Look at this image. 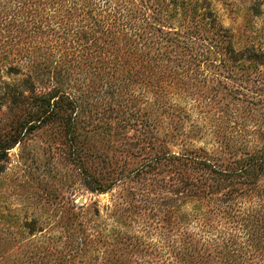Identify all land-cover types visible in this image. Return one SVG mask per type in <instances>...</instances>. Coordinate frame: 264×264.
Masks as SVG:
<instances>
[{"label":"trees","instance_id":"trees-1","mask_svg":"<svg viewBox=\"0 0 264 264\" xmlns=\"http://www.w3.org/2000/svg\"><path fill=\"white\" fill-rule=\"evenodd\" d=\"M244 7L236 29L212 0H0V174L54 130L87 190L141 185L2 224L0 264H264V0Z\"/></svg>","mask_w":264,"mask_h":264},{"label":"rangeland","instance_id":"rangeland-1","mask_svg":"<svg viewBox=\"0 0 264 264\" xmlns=\"http://www.w3.org/2000/svg\"><path fill=\"white\" fill-rule=\"evenodd\" d=\"M212 1L223 24L236 29L245 17V4L250 2V0ZM1 75L7 82L15 79L14 76L4 73ZM2 110L4 111V108ZM119 116L127 118L131 115L120 112ZM4 117L0 112V119ZM115 117V112H107L103 119L113 121ZM97 120L96 117L95 122L100 123V120ZM135 120V117H131V122ZM123 132L128 133L127 136L134 134L129 125ZM60 138L54 130H38L29 135L26 141L9 150L8 159L4 162L0 174V226L2 224L12 226L15 220L21 224V221L28 220L27 217L31 216H35L43 226L56 225L57 214L63 204L65 207H86L96 204L103 215L106 207L115 209L119 206L118 198L128 189H133L137 193L141 188L140 183L131 174L106 192L87 190L75 167L64 155V148L59 144ZM203 143L200 141L199 144ZM102 145L104 150H109L108 155L119 167L123 163L130 168L142 161L141 153L134 146L124 151L122 148L119 150L118 142L110 141ZM7 215L12 219H7Z\"/></svg>","mask_w":264,"mask_h":264}]
</instances>
